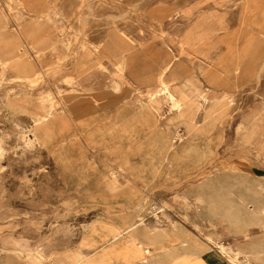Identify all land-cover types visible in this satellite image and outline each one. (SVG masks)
I'll list each match as a JSON object with an SVG mask.
<instances>
[{"label": "rangeland", "instance_id": "374dc122", "mask_svg": "<svg viewBox=\"0 0 264 264\" xmlns=\"http://www.w3.org/2000/svg\"><path fill=\"white\" fill-rule=\"evenodd\" d=\"M198 210L264 264V0H0V264Z\"/></svg>", "mask_w": 264, "mask_h": 264}, {"label": "crops", "instance_id": "0c3cea01", "mask_svg": "<svg viewBox=\"0 0 264 264\" xmlns=\"http://www.w3.org/2000/svg\"><path fill=\"white\" fill-rule=\"evenodd\" d=\"M200 212L196 217L182 213L150 230L135 226L130 213L102 218L95 230H86L87 243L81 238L75 250L87 264H226L228 258L199 232L202 221L212 218L201 220Z\"/></svg>", "mask_w": 264, "mask_h": 264}, {"label": "bare ground", "instance_id": "6f19581e", "mask_svg": "<svg viewBox=\"0 0 264 264\" xmlns=\"http://www.w3.org/2000/svg\"><path fill=\"white\" fill-rule=\"evenodd\" d=\"M162 79H163V77H162ZM41 258H44V257L41 256Z\"/></svg>", "mask_w": 264, "mask_h": 264}]
</instances>
